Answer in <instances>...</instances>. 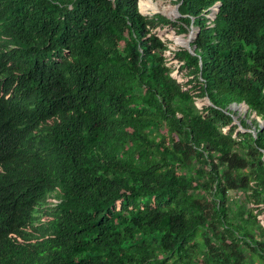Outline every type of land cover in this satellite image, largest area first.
<instances>
[{"label": "trees", "instance_id": "1", "mask_svg": "<svg viewBox=\"0 0 264 264\" xmlns=\"http://www.w3.org/2000/svg\"><path fill=\"white\" fill-rule=\"evenodd\" d=\"M10 2L49 61L25 105L60 119L33 192L51 236L16 264H264V0Z\"/></svg>", "mask_w": 264, "mask_h": 264}, {"label": "clouds", "instance_id": "2", "mask_svg": "<svg viewBox=\"0 0 264 264\" xmlns=\"http://www.w3.org/2000/svg\"><path fill=\"white\" fill-rule=\"evenodd\" d=\"M4 1L0 0V264H16L36 261L31 253L51 236L48 210L59 200L54 190L33 192L40 159L55 154L40 151V141L48 136L45 124L60 119L46 115L40 124L31 119L34 111L44 108L26 106V93L45 86L49 61L19 35L10 18L17 6ZM55 51L59 54V49Z\"/></svg>", "mask_w": 264, "mask_h": 264}, {"label": "water", "instance_id": "3", "mask_svg": "<svg viewBox=\"0 0 264 264\" xmlns=\"http://www.w3.org/2000/svg\"><path fill=\"white\" fill-rule=\"evenodd\" d=\"M175 10H178V6H176ZM218 10H219V5L214 6L213 11L209 14V16L212 17V18H215L216 17V11H218ZM156 12H160V11H156ZM165 14H167V13H165ZM167 15L170 16L169 14H167ZM199 31H200V29L198 27H196L195 25H192L191 28H190L188 36L187 37H180L182 41L181 42H177V43H179V44H181L183 46H186L191 52L194 53L195 49L192 46V42L198 36ZM231 107L233 109H235V110L237 108H239V107H240L239 109H241L243 107L242 110L244 111V115H245V113L248 110V105L247 104L237 105V103H234V104L231 105ZM234 118L240 123V121L237 118V115H235Z\"/></svg>", "mask_w": 264, "mask_h": 264}, {"label": "rangeland", "instance_id": "4", "mask_svg": "<svg viewBox=\"0 0 264 264\" xmlns=\"http://www.w3.org/2000/svg\"><path fill=\"white\" fill-rule=\"evenodd\" d=\"M140 7H142V11H143V13H145V14H147V13H152V12H156V11H158V7L154 4V3H146V2H144V3H141V6ZM170 15H176V11L174 10V8H172L171 9V11H170ZM240 108V107H239ZM243 108V107H242ZM242 108L241 109H239L240 110V112H239V115L240 114H244V111L242 110Z\"/></svg>", "mask_w": 264, "mask_h": 264}, {"label": "bare ground", "instance_id": "5", "mask_svg": "<svg viewBox=\"0 0 264 264\" xmlns=\"http://www.w3.org/2000/svg\"><path fill=\"white\" fill-rule=\"evenodd\" d=\"M141 3H144V1H141L140 2V6H141ZM141 9H142V7H141ZM182 40H181V38L179 37L178 39H177V42H181Z\"/></svg>", "mask_w": 264, "mask_h": 264}]
</instances>
